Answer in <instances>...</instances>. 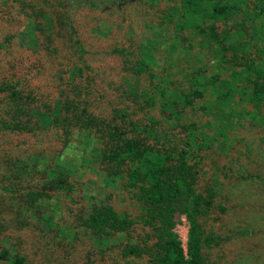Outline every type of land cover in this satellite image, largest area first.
I'll list each match as a JSON object with an SVG mask.
<instances>
[{
    "label": "trees",
    "instance_id": "1",
    "mask_svg": "<svg viewBox=\"0 0 264 264\" xmlns=\"http://www.w3.org/2000/svg\"><path fill=\"white\" fill-rule=\"evenodd\" d=\"M13 1L19 5L20 13L31 17L32 30L36 31L42 48L54 56V53L60 54V50H54V41L60 37L54 28L62 13L55 10L51 0ZM85 1L89 6H97L93 0ZM165 1L170 4L163 8L166 21L162 22L171 24L174 31L169 40L171 50L162 59L168 64L161 67L174 65L170 53L183 52L186 67H176L183 75L155 81L151 72L152 67H157L155 61L141 56L131 60L127 55L132 51L113 48L111 53L123 58L126 74L121 83L114 84L117 88L121 86L117 102L122 106L110 108L107 113L101 108L105 95L100 97L103 103L93 98L92 101L88 78L83 76L81 84L78 82L82 71L78 67L74 71L78 80L68 83L58 75L52 85H48L57 89L56 97L47 98L39 89L34 91L29 79L47 78L43 76L46 75L43 65L33 67L35 63L30 64L24 55H16L11 48L8 51L11 34H4L0 39V66H5L10 77L0 81V133L38 134L42 128L33 116L35 110L47 115V128L55 135L51 145H30L39 149L27 154L28 165L19 169L25 177L31 174V181L34 176L38 179L33 185L27 184L25 192L19 189L24 188L20 184L23 178L17 173L13 160L20 145H6L1 149L7 168L6 174L0 173V190L7 195L2 204L0 194L1 230L13 220L20 223V215L39 213L42 205L49 209L50 198L55 195H63L67 205L75 203L81 191L82 170L79 168L74 173L70 166L80 160L91 170L89 162L96 164L109 182L113 181L116 187L128 193L137 209L136 216L132 217L126 212H117L108 203H92L86 216L77 217L78 226L101 242L97 259L103 260L106 253L117 248L116 255L127 261L140 262V258L145 257L147 264H206V254L229 237L204 228L206 220L213 219L211 221L220 224L219 215L226 209L214 204L218 190L225 186L202 184L207 174L205 158L212 150L206 134L211 135L210 140L225 145L223 152L218 153L227 156L224 151L235 136L232 115L264 127V0ZM7 15L0 10V18L12 17ZM196 37H199L196 44L201 51L189 55ZM74 43L79 44V41L75 38ZM77 49L82 51L80 46ZM192 58L198 65L190 64ZM85 67L89 68L92 78L103 71L98 67ZM147 71L151 76L147 87L137 88L130 78L136 83L135 78ZM176 103L181 107L176 108ZM190 104H195L194 109L211 119L208 126H202V134L195 121L189 123V119L181 123V118H187L183 110H194ZM235 104L240 106V113L233 111ZM154 109L161 118L153 116ZM163 110L168 114L163 115ZM163 121L168 123L166 128L157 125ZM77 132H83L84 136ZM73 135L80 137L83 145L76 144ZM53 146L57 152L46 154L45 150ZM62 167L67 171H62ZM236 172L240 177L255 178L264 185V176L260 174L246 172L241 166ZM215 180L220 184L218 178ZM176 214H183L188 224L185 250L174 231ZM24 224L36 230L35 223L30 225L26 221ZM72 238V230L70 235L65 231V242ZM41 242L48 244L44 237ZM59 243L62 244L58 238L56 245ZM44 249L42 246L41 250ZM0 260L8 264H31L19 252L9 255L6 249L0 251ZM84 264H93V259L85 260Z\"/></svg>",
    "mask_w": 264,
    "mask_h": 264
},
{
    "label": "rangeland",
    "instance_id": "2",
    "mask_svg": "<svg viewBox=\"0 0 264 264\" xmlns=\"http://www.w3.org/2000/svg\"><path fill=\"white\" fill-rule=\"evenodd\" d=\"M93 1L97 3V6H89L85 0H51L55 5V10L62 13L58 15L59 21L55 22L54 31L58 32L60 37L54 41V50L66 53V55L54 53V56L50 54L51 51L44 50L39 38H36L37 33L32 30L30 22L31 17L26 13H20L19 5L13 0H0V10L12 16L8 20L5 19L6 15L0 18V39L4 34H11L8 51L11 48L17 53L16 55H24L30 64L35 63L32 65L33 67L41 63L43 72H46V75L43 76H47V78H39L41 81L37 77L29 79L30 82H33L34 91L39 89V93L47 98L56 97L57 89L54 90L52 86L49 87L48 85L53 83L58 75L63 76L65 82L68 83L74 79L78 80L76 78L77 73L74 72L75 67H78L82 70L78 82L81 84L83 76L88 78L91 100L93 98L96 99L95 102H104L105 104H102L101 108L105 110V113L110 108L121 107L122 105L117 102V95L121 91V86L119 85L120 87L117 88L114 84L121 83V78L126 74V70L124 69L123 58L111 53L113 48L121 49L123 52L126 49L132 51V54L127 55L131 60L141 56L155 61L157 67H152V71L150 69L153 80L168 78V76L174 79L183 75L179 70L176 71V67L182 69L186 67L183 52L170 53L171 61L174 64L172 66H164L168 63L164 64L162 61L172 47L169 40L173 36V26L162 22L164 19L163 8L170 3L165 0ZM75 38L79 44L74 43ZM198 40L199 37H196L195 43L192 42L189 55H192L196 50L201 51L196 44ZM77 46L81 47V52ZM61 59L62 62H60ZM186 59L188 60L187 57ZM194 61L192 58L190 64H193ZM162 64L164 65L161 67ZM85 65L92 68L98 67L103 71H99L97 77L92 78L89 68H86ZM66 68L67 72L64 73ZM5 69V66H0V81L10 78ZM15 69L17 70V68ZM62 71L63 74H61ZM86 77L83 80V85L86 82ZM150 77L147 71L139 74L136 78L134 77L138 80L136 83L133 78H130V81L137 88L144 85L147 87ZM102 94L106 97L103 102L100 99ZM1 106L2 103H0V111ZM175 107L180 108L181 105L176 103ZM191 107L194 109L196 105L193 104ZM152 111L153 116L161 118L157 109ZM233 111L240 113V106L235 104ZM183 112L187 118H181V123L189 119V123L195 121V126H197L200 134L204 130L202 126H208V123L211 122V119L206 114H201L198 109L185 108ZM166 114L168 111L163 110V115ZM33 116L42 128L38 134L29 135L6 131L0 133V173H7L4 164L6 161L3 160L4 156L1 149L6 145H20L19 151L14 153L17 157H14L13 160L15 159V166L18 167L17 173H20L23 178V181L20 179V184L24 188L18 187L23 192L26 191L27 184L33 185L38 179V176H34L33 181H31V174L25 177V174L19 169L21 166L28 165L27 154L39 149L31 148L30 145L33 143L42 146L51 145L50 141L55 137L53 131L47 128L49 118L45 113L33 110ZM230 120L234 123L232 132L235 136L228 141V147L224 151L228 157L222 153L224 150L222 146L225 145L210 140L211 135L206 134L207 139H209V147L212 146L214 149L211 147L212 150L208 151L205 158L207 174L202 184L213 185L216 183L217 187L225 186L222 187V190L217 188L219 195L215 197L214 204H220L226 209L223 215H219L221 216L220 224L216 220L211 221L213 219H210L206 220L204 228L205 230L211 229L221 236L225 234L229 236L206 254V264H264V185H261L255 178L240 177L239 173L236 172V169L241 166L246 172L264 176V170L262 171L264 166V127L234 115ZM157 125L166 128L168 123L163 121L162 124ZM77 133L84 136L83 132ZM74 137L76 144L83 145L80 137L73 135ZM55 148L53 146L46 149V154L50 152L52 155L57 152V149L53 150ZM221 150L222 152L219 154L218 151ZM89 163L93 170L88 167L86 162L80 160L70 166L74 173L79 171V168L82 170L81 176L78 175L81 178V191L75 199V203L67 205L63 195H55L50 198L52 211L47 206L42 205L38 209L39 213L34 211V216L31 212L29 215L25 213L19 216L20 223L13 220L10 225H3L4 229H0V251L6 249L9 255L14 251L19 252L31 264H84L85 260L92 261V259L93 264H147L145 257H141L140 262L120 259L116 255L117 248L106 253L103 260L97 259L98 248L102 247L101 242L91 237L86 229L78 226L77 217L86 216L92 203H108L117 212H126L132 217L137 214L136 205L128 197V193L121 187H116L113 181L109 182L96 164ZM61 170L67 171L66 167H62ZM76 176L75 174L74 177ZM216 178L220 180V184L215 182ZM37 185L38 183L35 184V186ZM0 194L3 195L1 196L3 204L6 202L5 197L7 195L1 190ZM4 217L6 219V214ZM174 218V231L185 250L187 221L183 214H176ZM5 219H2L4 223L6 222ZM26 221L30 225L35 223L36 230L26 226L24 224ZM138 228L136 229L139 230ZM245 229L249 232L236 233V231ZM70 230H72L73 238L70 242H65V231L70 235ZM43 237L48 243L46 246L41 242ZM58 238L62 244L56 245ZM42 246H44L45 251L41 250ZM0 264L8 263L5 260H0Z\"/></svg>",
    "mask_w": 264,
    "mask_h": 264
}]
</instances>
